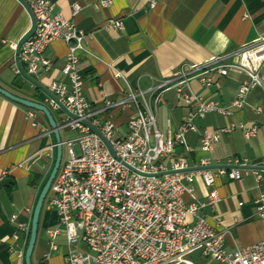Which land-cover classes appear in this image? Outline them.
Returning a JSON list of instances; mask_svg holds the SVG:
<instances>
[{
  "label": "crops",
  "instance_id": "crops-1",
  "mask_svg": "<svg viewBox=\"0 0 264 264\" xmlns=\"http://www.w3.org/2000/svg\"><path fill=\"white\" fill-rule=\"evenodd\" d=\"M99 1H110V7L98 9ZM53 14L73 20L87 35V53L80 56L79 71L83 77V97L93 106H100L103 97L118 99L126 86L145 92V99L157 113L158 129L166 135L175 132L188 113L185 104L174 91L167 92L155 106L150 89L164 79L174 77L182 66H203L212 59L233 55L238 50L264 40V0H159L154 9L148 0H49ZM80 6L73 17L71 3ZM120 21L121 30L107 29L109 21ZM29 11L18 0H0V88L26 100L39 103L46 100V89L54 81L68 83L62 75L67 45L55 41L44 56L50 62L35 79V86L25 77L15 75L18 48L33 30ZM264 73V64L261 68ZM123 76V79L117 77ZM213 85L202 86L193 79L190 91L206 101L227 107L230 115L208 114L196 120L197 133H188V146L199 154V133H213L228 129L211 152L214 167L225 165L232 157L247 158L251 166L264 159V91L252 89L242 109L231 107L239 86L247 77L230 71L222 77L212 73ZM43 105V104H41ZM261 113L256 114L255 110ZM27 109L0 95V264H25L24 256L29 233L13 241L17 228L10 218L30 226L38 196L54 166L56 152L49 125L38 115L42 129L27 121ZM134 106L114 121L122 135L127 133V120L133 116ZM42 114V113H41ZM43 115V114H42ZM258 125L255 137L246 139L240 125ZM183 156L175 148L170 158ZM170 158L164 160L169 165ZM196 164V156L190 158ZM195 195L202 200L206 189L200 180L194 183ZM220 201L214 212L205 211L208 224L224 239L225 249L235 252L264 241V219L257 215V201L264 195V179L252 174L240 181L221 178L216 182ZM52 196V195H51ZM51 196L43 205L32 264H66L65 234L57 236L50 246L49 233L58 227L56 210L50 205ZM186 203L191 202L188 195ZM239 204H242L241 206ZM12 245V248L9 247ZM86 251L83 244L73 247ZM214 264V262L209 261Z\"/></svg>",
  "mask_w": 264,
  "mask_h": 264
},
{
  "label": "built area",
  "instance_id": "built-area-1",
  "mask_svg": "<svg viewBox=\"0 0 264 264\" xmlns=\"http://www.w3.org/2000/svg\"><path fill=\"white\" fill-rule=\"evenodd\" d=\"M18 1L31 14L34 32L18 48L16 76L35 81L43 69L50 67L44 54L52 43L62 41L68 49L62 69L68 83L52 82L43 105L51 115H63L61 125L52 116L59 133H76L73 139H61L67 155L50 188V205L58 216L57 229L49 233L51 249L57 250L53 241L64 233L66 264H195L188 259L195 253L215 264H264V241L229 252L223 236L208 224L205 215L206 210L214 212L220 201L215 190L219 179L240 181L252 174L262 180L264 159L251 166L247 158L232 157L225 165L214 167L212 149L228 129L199 133V154L186 141L188 133L198 132L196 120L208 114L230 115L227 107L193 94L189 82L198 79L203 87L210 88L212 73L222 77L230 71L244 74L247 80L239 86L231 103L232 108L242 109L252 89L264 91V40L200 67L182 66L174 77L152 87L155 106L164 94L174 91L188 108L177 130L164 135L157 126V113L139 85H127L114 101L104 96L100 106L91 105L83 97L84 82L79 71L80 56L87 53V35L73 20L53 14L49 0ZM158 1L148 0L149 8L154 9ZM110 5V1H99L95 7L106 9ZM71 9L75 17L80 6L72 2ZM106 27L121 30L122 24L111 20ZM117 77L123 79L120 74ZM130 106L135 111L126 122L127 133L122 135L114 119ZM255 113L260 114L261 110L256 109ZM27 121L43 130L37 111L30 109ZM239 129L246 139H251L256 136L258 125H240ZM175 148L183 150L182 157L170 158ZM50 149H56V145ZM192 155L196 156L195 165L189 160ZM167 158L169 165L164 163ZM197 180L206 189L202 200L195 195L193 185ZM185 195L191 198L190 203L185 202ZM257 215L264 219V195L257 201ZM10 222L17 228L14 242L29 233V227L19 223L17 216L13 215ZM79 244L86 251H74L73 247Z\"/></svg>",
  "mask_w": 264,
  "mask_h": 264
},
{
  "label": "water",
  "instance_id": "water-1",
  "mask_svg": "<svg viewBox=\"0 0 264 264\" xmlns=\"http://www.w3.org/2000/svg\"><path fill=\"white\" fill-rule=\"evenodd\" d=\"M33 32H34V28L31 31V33L25 39H23L20 46L32 36ZM29 81L31 83H33L35 86L40 87L37 83H35V81H33L31 79H29ZM0 95L3 96L4 98L14 102V103H17V104L27 108V109H32L34 111L42 113L43 116L45 117L48 125H49L50 133L54 136L55 141H56V143H55V145H56V158H55L54 166H53L52 171H51L47 181L45 182V184H44V186H43V188H42V190L38 196L36 205L34 207L31 226H30V232H29V241H28V245H27V248L25 251V256H24L25 264H32L31 263V257H32V254L34 251V246L36 243L41 211H42L44 202H45V200H46V198L50 192L51 185H52V183H53V181L57 175V172L59 170L61 160H62V145H61L59 127L56 125L50 111L45 106H43L39 103L30 101V100L19 98L15 95L9 93L8 91H5L2 88H0Z\"/></svg>",
  "mask_w": 264,
  "mask_h": 264
},
{
  "label": "rangeland",
  "instance_id": "rangeland-1",
  "mask_svg": "<svg viewBox=\"0 0 264 264\" xmlns=\"http://www.w3.org/2000/svg\"><path fill=\"white\" fill-rule=\"evenodd\" d=\"M39 102L41 104H43V105H46L44 100H39ZM38 115L40 116L41 119H43V121L45 120L44 116L41 113L38 112ZM52 116L54 117L56 123L58 125H61V121L60 120H61V118H63V115L52 112ZM45 126L47 127L46 122H45ZM60 136H61L62 141H66V140L75 138L76 137V133L75 132H68V131L66 132V131L62 130L60 132ZM52 141H53L54 144L56 143L55 138H54L53 135H52ZM75 150L78 151L77 148H75ZM55 152H56V149H55ZM66 152H67L66 148L63 147V149H62V160H61L62 163L66 159V155H67ZM50 196H51V191L49 192V194H48V196H47V198L45 200V204L47 203V201L50 198ZM188 259L191 260L192 262H194L195 264H213V263L203 259L199 253H195L193 255H190L188 257Z\"/></svg>",
  "mask_w": 264,
  "mask_h": 264
},
{
  "label": "trees",
  "instance_id": "trees-1",
  "mask_svg": "<svg viewBox=\"0 0 264 264\" xmlns=\"http://www.w3.org/2000/svg\"><path fill=\"white\" fill-rule=\"evenodd\" d=\"M28 241H29V239H28Z\"/></svg>",
  "mask_w": 264,
  "mask_h": 264
}]
</instances>
